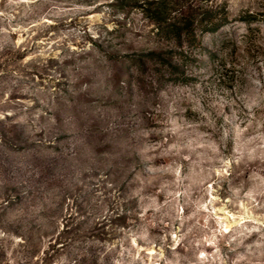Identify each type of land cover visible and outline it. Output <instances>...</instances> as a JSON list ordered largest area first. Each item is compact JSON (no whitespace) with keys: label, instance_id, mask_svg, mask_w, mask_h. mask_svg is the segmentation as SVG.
I'll return each instance as SVG.
<instances>
[{"label":"rangeland","instance_id":"374dc122","mask_svg":"<svg viewBox=\"0 0 264 264\" xmlns=\"http://www.w3.org/2000/svg\"><path fill=\"white\" fill-rule=\"evenodd\" d=\"M111 1L0 0V264H264V0L174 71Z\"/></svg>","mask_w":264,"mask_h":264},{"label":"trees","instance_id":"16d2710c","mask_svg":"<svg viewBox=\"0 0 264 264\" xmlns=\"http://www.w3.org/2000/svg\"><path fill=\"white\" fill-rule=\"evenodd\" d=\"M110 4L121 8L122 13L128 9L142 13L153 25V36L172 42L173 46L151 49L144 56L168 65L173 71L179 70L174 59L186 62L197 51L204 54L200 34L216 32L229 24L227 0H112ZM250 16H244V21Z\"/></svg>","mask_w":264,"mask_h":264}]
</instances>
